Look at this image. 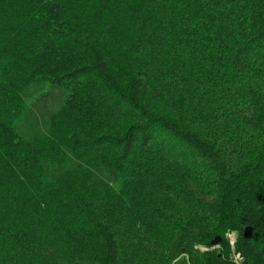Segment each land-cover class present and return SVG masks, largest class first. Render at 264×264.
I'll return each mask as SVG.
<instances>
[{
  "label": "trees",
  "instance_id": "1",
  "mask_svg": "<svg viewBox=\"0 0 264 264\" xmlns=\"http://www.w3.org/2000/svg\"><path fill=\"white\" fill-rule=\"evenodd\" d=\"M93 1L96 0H0V66L3 72V79L0 80V224L11 225L18 252L22 244L32 250L35 248V251L53 247L60 254L67 253L64 260L71 258L73 242H62L58 234L44 226L57 219L63 222L66 215L72 220L62 223L65 230H70L65 226L66 223L76 229L83 226L81 216L74 214L79 209L74 195L66 192L73 201L63 202L59 194L64 191L52 192L53 195L47 192L56 184L69 180L76 191L85 192L75 180L88 177L89 188L94 190V194L90 193L98 200L105 199L114 189L111 195H121L122 201L115 197L112 210L126 225H136L142 223L148 215L157 214L158 208L155 201L142 202L139 206L138 202L124 196L127 190L124 189L122 176L126 168L133 165L142 171L137 178L132 179L134 187L139 184L141 188L140 182L147 179L146 186H143L145 188L141 190L148 186L157 190L156 181H160V177L151 173L150 167L153 166L149 165V160L146 162L147 156L151 157L156 148L169 155L181 154L183 148L177 139L189 142L199 151L203 143L197 142V139L203 138L206 142L203 145L225 162V150L222 142L217 139L221 135L204 128L190 111L179 107L172 97L150 82L151 68L162 74L163 68L158 65L160 59H163V50H160L163 43L168 42L170 54L188 43L202 48L205 53L212 52L216 47L219 55L212 64L223 60L221 54L226 56L225 53L236 59L233 72L210 71L202 75L197 74L196 70L185 72L190 86L196 90L202 88L205 97L213 86L224 84L226 76L230 78L232 87L226 94L218 95L216 105L223 107L226 101L237 96V92L261 95L262 98L260 96L258 100L260 103L264 100V90L250 88L247 84L250 73L240 67L244 58L256 49L259 53L257 56L264 57V0H181L179 10L178 0H156L158 9L153 7L152 19L156 18L158 24L153 28L155 32H151V29L148 32L156 47L148 56L143 55L148 65L141 63L142 69H135L131 76L120 65L113 64L109 53L98 43L103 42L105 45L106 40L113 36L111 26L114 27L115 21L126 25L125 17L131 21L143 18L145 13L141 6L142 0L133 1L131 6L126 3L127 0H110L101 21L94 19L96 13L92 7ZM164 2H169L168 7ZM111 18L114 21L108 22ZM191 21L194 24H190ZM43 27L50 36L39 38L33 30ZM131 27L141 32L140 27ZM84 31H90L96 41H87L83 45L79 34ZM141 33L134 37L137 34L134 31L129 43H123L126 46L118 48L116 52L135 51L133 48L142 40L139 38ZM217 35L221 39L219 43H213L212 39ZM224 44L226 46H222ZM151 45L144 43L140 49L149 51ZM227 46L232 49L225 52ZM258 62L262 63L261 59ZM20 64L23 66L19 67ZM212 70H218V67ZM97 79H101L108 89L96 88ZM46 84L47 90L37 91V88ZM111 84L115 87L113 96ZM55 93L58 95L57 106L42 107L49 100L55 99ZM27 98L32 104L23 107ZM105 98L110 99V102H104ZM20 99L22 104L18 103ZM126 99L143 102L146 109L160 116H148L150 121L142 116L138 124L132 123V127L122 136L120 131H115L120 126L111 130L108 123V132L116 133L119 137L113 141L104 140V136L99 133L91 138L79 136V132L88 133L100 129L95 126L108 122L115 113L122 115L124 111L115 112V109ZM206 100L203 99L204 111L217 123L219 118L214 107L210 113ZM261 107H264V102ZM261 107L249 109L245 104V123L230 113L226 114V121L236 126L237 131L229 126L228 129H222V132L229 138L239 136L240 140L248 139L247 146L254 147L256 151V159L238 172L235 185V193H238L236 197L249 199L252 203V218L240 213L229 219L226 224L232 230L228 232V237L225 228L218 232L214 227V237L220 235L222 239L218 247L201 252L204 264H238L235 261L237 253L242 258L241 264H264V123L261 121ZM18 121L20 125L28 122L47 124V131H37V135L35 133L26 137L25 133L19 131ZM154 123L167 128L166 133L157 134L151 127ZM248 126L258 129V147L256 139L253 140L255 136L244 134ZM45 137L52 138L53 146L56 143L60 146V156L53 150L49 152L43 145L45 143L40 139ZM107 144H116L119 149V156L113 165L109 162L105 165L91 162L86 166L81 161L80 154L84 148L102 155L101 149L107 150ZM47 164L54 165L50 171L41 172L42 165L45 167ZM170 186L173 188L167 182L161 188ZM152 199L155 200L154 195ZM158 216L164 218L163 212ZM34 218L38 219L37 222H34ZM246 226L252 228L250 237L244 235ZM102 229L107 242L106 264H124L122 239L110 223H102ZM229 233H237L234 244ZM214 237L204 243L217 246L211 244ZM66 244L71 246L63 248ZM195 244L190 249H194ZM96 254L100 260L104 256ZM148 261L150 257H145L143 264Z\"/></svg>",
  "mask_w": 264,
  "mask_h": 264
},
{
  "label": "rangeland",
  "instance_id": "2",
  "mask_svg": "<svg viewBox=\"0 0 264 264\" xmlns=\"http://www.w3.org/2000/svg\"><path fill=\"white\" fill-rule=\"evenodd\" d=\"M109 1L110 0L93 1L92 7L96 13L94 14L95 20L101 21L102 13L109 4ZM133 1L136 0H127L126 3L131 6ZM168 3L169 2H164V5L168 7ZM141 6L145 13L143 18H137L131 21L125 17L126 25H123L122 22L119 23L115 21L114 27L111 26L113 36L106 40L105 45L103 42L98 43L99 46L103 47L102 49L109 53L111 62L115 65H120L128 76H131L132 71L135 69H142L141 63L148 65L143 55L148 56L156 47L154 40L150 38L148 33L150 29L151 32H153V28L158 24L156 18L152 19L153 7L155 8L156 6L158 9L156 0H142ZM177 6L179 10L182 6L181 0L177 1ZM113 21L114 18L108 20V22ZM193 21L189 23L194 24ZM131 25L140 27L142 33L139 32L136 27H131ZM33 31L39 38L50 36L45 27ZM134 31L137 32L134 37H138L141 33L139 38L142 39L133 48L136 50L128 53L116 52L118 48L126 46L123 43H129ZM79 37L83 45H86L87 41H96V37L90 31L81 32ZM219 39H221V37L217 35L212 39V42L219 43ZM238 39L239 38L236 40ZM144 43L148 45L152 43L149 51L140 49L143 47ZM167 43L168 42L163 43L160 48V50H163V59H160L158 66L163 68L162 74L151 68L152 72L149 76L150 82L160 87L168 96L172 97L179 107L190 111L191 115L196 118L204 128L221 135V137L217 139L222 142V147L225 150V162L203 145L206 143L203 138L197 139V142L203 143L200 144L199 151H196L189 142L177 139V143L182 146L185 152L180 150L181 154L179 155H169L165 151L162 152L159 148H156L151 157L150 155L147 156L146 162L149 160V165L153 166V168L150 167L151 173L156 177H160V181H156L157 190L150 186H148L149 188L146 187L145 190H141L145 188L143 186H146L147 179L140 182L141 188L139 184L134 187L132 185V179L137 178L138 174L142 171L133 165L127 166L128 168H126L122 176L123 185H125L124 189L127 190L124 196L128 199H132L133 202H138L139 206L142 202L151 203L155 201L156 207L158 208L157 214L148 215L142 223L138 222L136 225H126L112 210V203L115 197L119 199L120 202L122 201L121 195L116 196L115 193V197L111 195L110 192H114V189L107 194L105 199L98 200L93 195L94 190L89 188L90 179L88 177H79L80 179L75 180V182L81 186V190L85 192L76 191L73 183L69 180L56 184L51 189L47 190V192L53 195L52 192L64 191V193L59 194V198H61L63 202L73 201V198L66 192H70L74 195L79 206V209L74 214L81 216L83 220L81 223L83 226L76 229L72 227L71 224L66 223L65 226L70 228V230H65L63 226L65 221L72 220L69 215L64 216L63 222L57 219L44 226H47L53 233L58 234L62 242L64 240L67 242L71 240L73 242L74 250L71 258L64 260V256H66L67 253L60 254L57 252L58 250L53 247L49 249L42 248L43 250L40 249L35 251V248L32 250L27 245L22 244L18 252L14 242L15 238H13V229L9 223H4L0 224V264H106L107 242L106 234L102 229V223H110L111 226L115 228L120 239H122L121 245L124 252V264H143L145 257H150V261L146 262V264H204L201 252L218 247V245L213 247L204 243L214 237V227L218 229V232H220L222 228H225V235L228 237V232L232 230L229 229L226 224L229 219L237 217L240 213L252 218V214L250 213L252 203L250 204L249 199L244 200L243 198L240 199L236 197L238 193H235V191H237L235 185L238 179V172L256 159L257 155L255 148L247 146L248 139L240 140L239 136L229 138L222 132V129H228L229 126H231L233 131H237L236 126L229 125L226 121V114L230 113L240 122L245 123L247 112L244 110L243 106L246 104L249 109L261 107V103L264 102V100L262 99L260 103L258 100L261 95L253 96L248 92H237V96H235L234 99L226 101L223 107L216 105L215 102L218 95L226 94L232 87L230 78L226 76L225 83L221 86H213L212 91L207 93L205 97L203 96L202 91L204 90L202 88L199 87L198 90H196L190 86L189 77L185 72L187 70H196V73H200V75H202L203 72L206 73L210 71L233 72V63L236 59H232L229 54L225 53L226 56L221 54L222 57H224L223 60L212 64L216 62L219 55L215 50L216 47L212 49V52L208 51V53H205L202 48L188 43L186 46H181L174 54H170L167 49ZM130 45H127V47H130ZM222 46L226 45L224 44ZM225 49L226 52L228 49L232 48L227 46ZM160 53L159 51V54ZM258 54L256 49L251 54L247 55L240 64V67L245 72L250 73L248 76L249 79H247L248 86L258 91H263L264 57H258ZM259 59H261L262 63L258 62ZM18 66L22 67L23 65L20 64ZM215 67H218V70H212V68ZM2 73V67L0 66V80L3 79ZM111 86V95L113 96L115 87L112 84ZM95 87L101 90L108 89L107 85L101 79L95 81ZM47 89L48 84L44 87L40 86L37 88V91H45ZM47 97L48 96H46V98ZM53 97L57 99V101H55V99L53 101L49 100L48 104L42 107L57 106L58 95L55 93ZM207 97L210 98L206 100ZM203 99L207 101V109L210 113L213 110L212 107H214L217 117L219 118L217 123L211 120L213 118L209 117L206 111H204L205 106L203 105ZM25 100L26 105L22 106L30 107V99L27 98ZM103 100L104 102H110L108 98ZM19 102L21 103L22 100L20 99L18 103ZM35 103L37 104L38 102ZM228 105L230 106L227 107ZM116 111H124V113L120 115L115 113ZM115 112V115L111 117L108 122L106 121L102 125L95 126L100 129H95L88 133L79 132V136L81 138H91L99 133L104 136V140L113 141L119 137L116 133L108 132V123L111 125V130L120 126L116 128L115 131H120L122 136L132 127L130 126L132 123L134 124L136 122L138 124L142 116L145 117L146 120L149 119L148 116H160L146 109L145 103L130 99L124 100L120 106L116 107ZM261 112V121L264 123V107H261ZM124 116L128 117V119ZM171 122L177 125L173 121ZM47 126V124L43 123L28 122V124L25 123L21 125L20 121L17 123L19 131L23 134L25 133L24 136L26 137L34 135L37 131H41L42 133L46 132ZM151 127L157 134L161 133L160 135L167 131V128L158 123H154ZM257 133V128L253 129L248 126L244 134L247 136H255L253 139L255 140ZM232 136H234V133ZM40 140L42 142L44 141L45 144L43 145H45L49 152L53 150L58 156L61 155L60 146L57 143L53 146L54 143L52 138L45 137L43 140ZM255 143L258 147L259 140L256 139ZM115 145L116 144L110 146L107 144V150L101 149L102 155L106 157H101L102 155L98 154L96 151L91 153L84 148V152L80 154V159L86 166L90 165L91 162L101 163V165H105L106 162H109L113 165L115 159L119 156V149ZM66 163L69 165L70 162L67 161ZM53 165L49 166V164H47L45 167L42 165L40 171L48 172L52 169ZM167 182L171 183L173 188L171 186L169 188H161V186ZM50 184L54 185L55 183L50 182ZM153 195L155 196V200L152 199ZM242 199L243 201H241ZM116 204L119 208V202L117 200ZM162 212L164 218L158 216L162 214ZM37 220L38 219L34 218V222H37ZM247 231L249 232L250 228H247ZM232 234L237 236V233ZM194 244V249H190ZM70 246L71 245L66 244L63 248ZM96 253L104 255L101 257V260L97 258L99 255ZM191 254H194V257H191Z\"/></svg>",
  "mask_w": 264,
  "mask_h": 264
},
{
  "label": "water",
  "instance_id": "3",
  "mask_svg": "<svg viewBox=\"0 0 264 264\" xmlns=\"http://www.w3.org/2000/svg\"><path fill=\"white\" fill-rule=\"evenodd\" d=\"M247 228H250V231L249 232L247 231ZM244 235L245 236H248V237L252 236V228L250 226H246L245 227ZM221 239H222V237L220 235H216L212 239L211 244L212 245H216V244H218L221 241Z\"/></svg>",
  "mask_w": 264,
  "mask_h": 264
},
{
  "label": "built area",
  "instance_id": "4",
  "mask_svg": "<svg viewBox=\"0 0 264 264\" xmlns=\"http://www.w3.org/2000/svg\"><path fill=\"white\" fill-rule=\"evenodd\" d=\"M229 237H230L231 242L234 244L235 239H236V236H234L232 233H229ZM235 261H236L238 264H241V262H242V258H241V256H240L239 253H237V254L235 255Z\"/></svg>",
  "mask_w": 264,
  "mask_h": 264
},
{
  "label": "bare ground",
  "instance_id": "5",
  "mask_svg": "<svg viewBox=\"0 0 264 264\" xmlns=\"http://www.w3.org/2000/svg\"><path fill=\"white\" fill-rule=\"evenodd\" d=\"M217 245V244H216Z\"/></svg>",
  "mask_w": 264,
  "mask_h": 264
}]
</instances>
